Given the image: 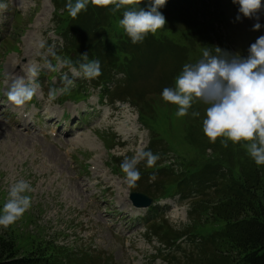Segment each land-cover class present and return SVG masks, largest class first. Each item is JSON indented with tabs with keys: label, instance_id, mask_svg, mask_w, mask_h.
Listing matches in <instances>:
<instances>
[{
	"label": "rangeland",
	"instance_id": "1",
	"mask_svg": "<svg viewBox=\"0 0 264 264\" xmlns=\"http://www.w3.org/2000/svg\"><path fill=\"white\" fill-rule=\"evenodd\" d=\"M66 2L67 0H24V7L20 8L16 0H12L8 10L0 14V35L9 38L7 45L0 46V97L4 95V90L12 78L26 74L28 61L40 60V53L43 50L35 46V41L44 39L50 45L52 40L51 45L55 47L61 44V38L54 32L53 19L56 26L55 9L63 8ZM220 5H225L227 15L234 20L230 24L237 32L234 41L223 36L225 45L236 52L249 49L257 37L264 34V27L253 30V25L257 22L255 16L244 21L237 20L233 0H220ZM66 12L61 11L58 14L65 16ZM18 13L21 14L15 19ZM208 14L211 19L212 14L210 12ZM257 15L259 22L264 25V8ZM10 50L16 51L9 53ZM202 51L203 49L200 55ZM200 57H192L186 62H194ZM180 59L183 60L184 57ZM166 62L160 60L157 63L153 77L136 82L137 92L133 94L136 106L124 113L129 112L133 120L140 113L148 124L144 105L154 99L155 117L151 125L159 131L161 122L169 125L156 138L157 147H164L167 151V155L161 158V163L170 156L167 162L179 168L181 154L174 147L172 152L168 148V145L172 144V139L171 133L166 131L171 128L176 106L170 102L164 103L160 97L165 80L168 83L171 74L177 70L168 64L165 65ZM41 72H46V75L51 73L46 69ZM37 78L43 85L38 99L47 104L44 110L49 112V117L56 116L60 110L56 104L61 102L58 99L53 103L47 102L45 91L49 88L48 81L46 77ZM94 91V95L88 101L90 104L98 101V90L92 89V92ZM193 105L195 110L201 111L200 103ZM2 107L0 99V206L7 199L9 186L18 179L28 180L34 187L32 206L19 220L9 226L20 235L21 240L34 236L41 241H51L59 246L69 247L71 254H76V258L82 255L80 252L95 251L106 255L110 259V264H166L154 258L155 254L157 252L161 254L166 248L168 252H172L175 248L156 237L152 238L151 235L149 237L144 221L148 209L135 208L129 200L132 192L144 193L149 197L157 194L158 190L151 188L150 184L157 183L163 177L156 171L153 172L155 179H151L153 173L142 161L138 165L140 179L135 186H129L125 183L119 168L125 156H131L141 148L150 147L151 136L148 132H137L133 129L134 134L139 135L136 141L125 148L112 150L115 159H111L104 141L90 132L82 135L76 142L69 141L61 134H58V140L41 139L38 138L41 136L38 133H30L15 127L19 119L15 115L10 116L12 112L5 114ZM33 121L40 130L48 128L49 123L46 120L39 122L38 118H34ZM131 125L135 127V123ZM178 127L175 129L176 134H179L182 127V120L178 121ZM199 127H202V116L193 117L189 113L186 116L185 129L193 130ZM107 128L108 122L98 128L96 133L99 135V131H106ZM74 130L79 131L78 128ZM125 133L130 137L131 129L128 128V131L125 129ZM87 135L90 139H87ZM53 145L61 147L57 149ZM118 156L121 157L120 160H116ZM106 162H113L116 169L108 166ZM190 204L191 201L181 203L178 197L162 202L161 207L167 215L163 221L175 230L181 231L190 222L188 216ZM138 217L143 219L139 220ZM5 229L0 226V234L4 233ZM148 233L155 235L151 230H148ZM163 240L168 241V238ZM180 250L178 255L182 264L203 263V255L198 253L197 248L185 245ZM183 252L187 253L188 258L195 260L186 263L187 259L183 258Z\"/></svg>",
	"mask_w": 264,
	"mask_h": 264
},
{
	"label": "trees",
	"instance_id": "2",
	"mask_svg": "<svg viewBox=\"0 0 264 264\" xmlns=\"http://www.w3.org/2000/svg\"><path fill=\"white\" fill-rule=\"evenodd\" d=\"M148 3L149 0H140L139 7L146 8ZM184 4L189 14L183 27H168L166 29L172 30L154 37L148 34L140 44H132L123 37L114 44L106 38L103 48L108 52L118 49L129 57L130 72L139 73L143 67H153L163 53L170 54L173 56L169 59L170 67L177 68L169 81V86H172L186 60L200 57L201 49L214 43L209 24L200 17L201 13L211 11L210 0H180V6L186 10ZM61 9L65 11L64 7H57L58 11ZM87 9L72 20L67 13L60 23L63 30L73 28L72 23L88 25L82 27L86 29L85 33L78 31L79 39L72 46L75 50L94 47V52L98 53V42L93 40L98 32L111 34L118 30L117 21L122 10L113 14L108 8L94 4ZM182 57L183 60L180 59ZM201 107L203 117L205 105L201 104ZM186 116L177 117L174 113L168 130L172 139L168 148L172 151L174 147L181 154L179 169L164 165L161 160L149 168L154 172L160 171L163 177L152 185L158 190L153 194L155 199L181 193L196 196L190 204L191 222L181 231L167 225L163 218L158 221V216L149 221V228L156 236L152 235L175 248L172 252L166 248L159 257L168 264H180L178 253L186 245L198 249V253L203 255L202 264H264V166H257L240 144L230 142L228 147H224L219 138L211 142L202 127L186 130ZM179 120H182V127L176 134ZM156 142L154 140L152 146ZM150 150L162 158L167 155L164 147ZM80 254L76 258L69 247L41 241L34 236L21 240L10 227L0 234V264H110L106 255L95 251ZM183 258L187 259L186 263L195 260L188 258L186 252H183Z\"/></svg>",
	"mask_w": 264,
	"mask_h": 264
},
{
	"label": "clouds",
	"instance_id": "3",
	"mask_svg": "<svg viewBox=\"0 0 264 264\" xmlns=\"http://www.w3.org/2000/svg\"><path fill=\"white\" fill-rule=\"evenodd\" d=\"M11 2L0 0V14L8 10ZM139 2L67 0L64 8L72 18L86 11L89 4L108 8L113 14L122 10L118 27L136 44L148 34H156L166 24V18L160 11L166 0H149L146 8L139 7ZM233 3L239 5L237 20L242 16H255L257 22L253 30L264 27L257 15L264 8V0H233ZM16 4L23 8L24 0H16ZM34 43L43 50L40 60L28 61L26 74L12 78L4 90L7 101L17 108L36 97L41 89L37 77L44 69L53 73L61 68L68 69L60 77L61 86L48 88L46 100L49 103L55 102L61 94L70 93L75 86V78L91 81L101 75V61L89 59L88 53L72 58L61 55L54 45H49L44 39ZM161 97L176 106L175 115L178 117L189 113L193 117H200L201 112L192 106L196 103L205 105L202 117L204 135L213 143L219 138L224 147H228L230 142L240 144L257 166H264V34L250 45L246 57L229 53L219 46L203 47L201 57L194 62L184 63L173 85L163 88ZM159 159V154L143 148L131 156H125L119 165L125 183L136 185L141 177L137 166L141 161L151 168ZM151 179H155L154 173ZM33 192L32 183L25 179H18L9 186L7 199L0 206V226L7 228L23 216L32 206Z\"/></svg>",
	"mask_w": 264,
	"mask_h": 264
},
{
	"label": "water",
	"instance_id": "4",
	"mask_svg": "<svg viewBox=\"0 0 264 264\" xmlns=\"http://www.w3.org/2000/svg\"><path fill=\"white\" fill-rule=\"evenodd\" d=\"M132 200L134 203H136L139 206H147L151 204V199H149L147 196L139 193H133L131 195Z\"/></svg>",
	"mask_w": 264,
	"mask_h": 264
},
{
	"label": "bare ground",
	"instance_id": "5",
	"mask_svg": "<svg viewBox=\"0 0 264 264\" xmlns=\"http://www.w3.org/2000/svg\"><path fill=\"white\" fill-rule=\"evenodd\" d=\"M109 166V165H108Z\"/></svg>",
	"mask_w": 264,
	"mask_h": 264
}]
</instances>
